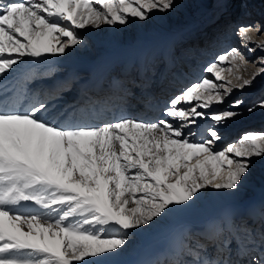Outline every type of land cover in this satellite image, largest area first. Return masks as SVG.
I'll use <instances>...</instances> for the list:
<instances>
[{
	"label": "snow or ice",
	"instance_id": "snow-or-ice-1",
	"mask_svg": "<svg viewBox=\"0 0 264 264\" xmlns=\"http://www.w3.org/2000/svg\"><path fill=\"white\" fill-rule=\"evenodd\" d=\"M176 5L177 0H0V78L21 65L68 55L84 42L77 30L147 22L152 13L166 14ZM249 33L260 28L237 27L245 48L255 44L248 51L264 52V40L254 41ZM248 63L240 49H226L203 69L209 75L173 96L165 118L155 121L121 116L59 124L45 118L57 93L34 96L24 110L20 98L11 104L0 99V264H97L125 246L129 232L187 208L203 191L237 190L252 159H264V132H247L219 147V128L243 115L244 101L214 106L264 75V56L244 78L238 73ZM257 107L264 110V99L247 111ZM198 119L213 123L197 142L184 129ZM29 202L42 211H19ZM225 229H232L227 219L208 231L218 235ZM233 243L248 264H264V250L253 255L257 250L246 242L226 239L220 251L231 252ZM188 255L190 264H232L192 248Z\"/></svg>",
	"mask_w": 264,
	"mask_h": 264
},
{
	"label": "bare ground",
	"instance_id": "bare-ground-1",
	"mask_svg": "<svg viewBox=\"0 0 264 264\" xmlns=\"http://www.w3.org/2000/svg\"><path fill=\"white\" fill-rule=\"evenodd\" d=\"M4 2L6 3L7 0ZM237 8H241L239 20L233 17ZM256 17H264V0H248L246 4H241L236 0H226V2L177 0L173 11L166 14L154 12L147 22L130 19L128 23L130 29L126 25H119L121 28L117 25H105L112 33L105 35L100 31L98 35L96 34L97 29L86 28L91 40L88 48L80 49L78 46L66 56L49 57L45 63L21 65L16 72L0 78V99L7 98L11 104L20 98L23 102L19 104V108L24 110L30 106V101L34 96L45 99L47 93H54L51 89L57 81L60 89L63 83L64 87L69 88L61 95H57L55 100L49 101L50 105H55V107L50 108L45 118L53 119L56 123H83L90 122L93 118V123H101L110 120L104 116L106 113L112 114V119L126 116L144 120L139 115L142 110H147L150 116L153 115L158 120L160 118L155 111L157 108L164 109L167 106L166 93L168 90L175 91L178 81L183 83L186 80L184 77L188 78L190 75L193 78H200L203 74V69L209 61V59L203 60L208 48L212 50L210 55L220 54L231 47L240 48L245 53H249L251 58L248 64L241 66L238 74L244 78H250L256 72V67L252 62L264 56V52L259 49L255 52L248 51V48L255 47V44L250 43L248 48H245L240 36L236 34L238 26L252 25L251 21H254ZM202 26L206 27V35L203 32L200 34L204 37L194 38V33ZM257 26L260 27V33H249V36L254 41L264 40V25L261 26L258 20ZM230 38L231 40L228 41ZM121 52L123 54H120ZM178 65L181 67L174 72L173 69ZM168 66L172 72L168 70ZM64 68L65 70L60 73ZM155 71L157 75L152 76L153 85L146 90L142 80L146 77L151 79L150 75ZM109 73L114 76L113 81L117 80L120 82L119 85H123L124 91L130 85L135 87L137 94L148 93L150 96L146 99L140 95L142 97L140 101L136 96L133 99L135 103L126 98L125 94L118 92H110L109 94L114 95L107 96L106 100L93 97L99 103L105 101L104 108L108 109L106 112L95 115L97 107L93 105V102L85 106L82 101L84 90L89 85L97 86L99 83L97 81L101 80L102 83ZM131 73H134L133 77H129ZM170 73L174 78L170 76ZM169 79L172 80L171 84L166 83ZM261 80H264V75L258 76L251 87L242 91L235 90L229 98L240 93L247 97L253 96L257 86L262 83ZM25 96L27 99H23ZM152 101L153 103L147 106V102ZM126 102L130 106L128 111H125ZM67 104H71V108L61 116L60 111ZM228 104L227 101L223 105L214 107L227 108ZM113 107L114 109H111ZM258 110L257 125L259 128L253 129L255 125L252 126V132H264V110L260 108ZM239 111L245 113L244 109ZM243 116L228 120L224 126L219 128L220 134L228 137L242 124L246 125L248 119ZM207 121L209 125L213 123L210 120ZM222 141L223 139L218 143ZM185 210L188 213L185 214ZM19 211L29 213L42 210L29 202L19 208ZM262 212H264V159L253 158L250 171L237 190L203 191L187 208L174 211L158 219L154 223L158 224L155 230L144 227L129 232L127 244L115 253L102 256L97 260V264H152L153 259L158 264H165V260L168 264H175L177 257H181L190 264L193 258L186 254L188 249L192 246L197 247V245L203 248L210 241L212 246L209 250L203 251L200 248L202 257L223 260L226 259L227 250L220 251V249L226 239L246 242L249 248L257 250L253 255H258L261 250H264ZM245 218H249L248 223H244ZM201 219L206 223H199ZM226 219L232 223L231 230L225 229L218 235L209 233L210 224L222 223ZM243 229H248L251 235ZM202 230L206 232L202 233ZM231 249L229 257L232 259L228 260L232 264H248L245 261L246 258L241 259L236 254L235 243L231 245Z\"/></svg>",
	"mask_w": 264,
	"mask_h": 264
},
{
	"label": "rangeland",
	"instance_id": "rangeland-1",
	"mask_svg": "<svg viewBox=\"0 0 264 264\" xmlns=\"http://www.w3.org/2000/svg\"><path fill=\"white\" fill-rule=\"evenodd\" d=\"M240 11H241V8H237V10L235 9V12H234V14H233V17H234V19H236V20H239V15H240ZM263 19V20H262ZM258 20H260V24H261V26L262 25H264V17H256V19H254V21L252 20L251 22H252V25H255V26H257V21ZM209 22V21H208ZM207 22V23H208ZM118 27H119V25H117ZM127 27H129V29H130V24H127L126 25ZM206 26V25H205ZM119 28H121V27H119ZM260 28V27H259ZM205 29H206V27H204V26H202L200 29H199V31H197V32H195L194 33V38H197V39H201L202 37H204V35L203 36H201V34L200 33H202L203 34V32L205 33ZM98 30V32L96 33V34H98L99 35V32L100 31H102L105 35H109V34H111L112 33V31L109 29V27H105V25H102L101 27H100V29H97ZM78 31V33L82 36V38H83V43L81 44V45H79L80 46V49H86V48H88V46L91 44V40H90V36H89V32H88V30H86V29H83V30H77ZM128 33H130V32H128ZM205 35H206V33H205ZM233 39V38H232ZM231 40V38L230 39H228V41H230ZM234 40V39H233ZM76 49V48H75ZM75 49H73V50H71V51H74ZM238 49H240V48H238ZM241 50V49H240ZM70 51V52H71ZM211 49H207V54L206 55H204V57H203V60H205V59H209V61H208V63H207V65L209 64V63H211L214 59H215V57L218 55V54H213V55H210V53H211ZM242 52H243V54H244V56L246 57V59H247V61H249V59L251 58V57H249V53H245V51L244 50H241ZM120 54H123V52H121ZM250 56H252V55H250ZM181 67V65H178V67L177 68H175V69H173V71L174 72H177L178 70H179V68ZM65 70V68L64 69H62L61 71H60V73H62L63 71ZM132 70H134L135 71V69H132ZM168 70L169 71H171L172 72V69H170V67L168 66ZM133 71V72H134ZM136 72V71H135ZM182 72V71H181ZM157 75V72L155 71V73H152L150 76H151V79H149V78H147L146 77V79H144V80H142V83L144 84V87H145V89L146 90H149L150 89V87L153 85V77H154V75ZM133 75H134V73H131V75L129 76V77H133ZM204 75H206V73L205 72H203V74L200 76V78L202 77V76H204ZM207 75H209V74H207ZM153 76V77H152ZM169 76V75H168ZM170 76H172L173 77V74H171L170 73ZM136 77V76H135ZM113 78H114V76L112 75V73H109V74H107L105 77H104V79L102 80V83H101V80L100 81H97V82H99V83H101V86H99V83L97 84V86H92V85H89L88 86V88H86L85 90H84V98H82V101H83V103L85 104V106H89V104L91 103V102H93V105L95 106V107H97L96 108V111H95V115H99L100 113H103V112H106L108 109H105L104 108V106H105V101L103 102V103H99L96 99H98V100H102V99H104L105 98V100L107 99L106 97L107 96H111V95H114L113 93H111V94H109L110 92H114V93H122V94H125L126 95V98H128V99H131V101L133 102V99H134V97L135 96H137L138 98H139V101H140V99L142 98L141 96L143 95L146 99H147V96L149 97L150 95L148 94V93H144V94H137V92H136V90H135V87L134 86H130V85H128V87H127V89L124 91L123 90V85H119V81H117V80H114L113 81ZM174 78V77H173ZM173 78H171V79H173ZM200 78H193V77H190V75L188 76V78L187 77H184V79H186V80H184V82L183 83H181L182 81H178V83H177V87H176V89H175V91H172V90H168V92L166 93V101L168 102L173 96H175V95H178L179 93H180V91L184 88V87H186L187 85H190V84H192V83H194V82H196L197 80H199ZM139 79V78H138ZM171 79H169L166 83H168V84H171L170 82L172 81ZM180 79V78H179ZM180 80H183V79H180ZM59 81V80H58ZM97 82H95V83H97ZM118 82V83H117ZM261 84H260V86H257L258 88H257V90H255V92L253 93L254 95L253 96H250V97H247V96H245L244 94L242 95V93H240V94H238V95H234V96H232L231 98H229L227 101H228V103H231V102H233V101H235V100H237V99H242L243 101H244V104H243V106L239 109V110H243L244 109V111H245V113L243 114L244 116V118H246V119H248V123L246 124V125H243L242 124V126L239 128V129H237V130H235L234 132L232 131V133L231 134H229V136L227 137L226 135L224 136V135H222V134H220L221 136H222V139H223V141L222 142H220V143H218V146L219 147H223V146H225V145H227V144H230V143H232V142H235V141H237L241 136H242V134H244V133H247V132H252L253 131V129H256V128H259L258 127V122H259V120L257 119L259 116H258V107L257 108H255V110L254 111H252L251 113H249L248 111H247V108L248 107H250V106H253L254 104H256V103H258L261 99H264V80H261ZM56 84L53 86V88L51 89L54 93H57V95H61L63 92H65L66 90L65 89H67V88H69V87H64V83L61 85V88L62 89H60L59 88V86H58V83H57V81L55 82ZM116 83V84H115ZM174 85H175V83H174ZM131 87V88H130ZM149 87V88H148ZM114 88V89H113ZM51 90H49V92L51 91ZM123 90V91H122ZM47 94H50V93H47ZM261 94H262V96H261ZM141 95V96H140ZM131 96H133V97H131ZM93 97H95L96 99H93ZM145 99V100H146ZM152 99H155V97H152ZM259 99V100H258ZM226 101V102H227ZM128 102H126L125 103V105H126V108H125V111H128L129 109H130V106H128V104H127ZM133 103H135V102H133ZM153 103V101L152 102H147V106H150L151 104ZM71 108V104H67L65 107H63L62 108V110L60 111V115L62 116V115H64L69 109ZM151 108V107H150ZM111 109H114V107L113 108H111ZM111 109H109V110H111ZM147 110H142V112L139 114L141 117H143V119L144 120H150V121H154V120H156L155 118H154V116L152 115V116H150V114H148V112H146ZM114 112H116V110H114ZM155 112H157V115H158V117L160 118V119H162V118H165L164 116H163V109H158L157 108V110L155 111ZM94 115V116H95ZM146 115H148L147 117H145ZM104 116H106V117H108L110 120L112 119V114H109V113H106V114H104ZM93 120H94V118L90 121L91 123H93ZM208 122V123H207ZM255 125V128H251L252 126H254ZM209 126V121H207V120H204V119H198L197 120V122L195 123V124H190V126L188 127V128H186V129H184V131L185 132H191V133H194V135H191L189 138L191 139V140H193V141H199V140H201L202 138H204V134H205V130H206V128ZM246 186H248L247 184H245ZM245 208H249L248 206H244ZM185 212V214L186 213H188V211L187 210H185L184 211ZM249 218H245V220H244V223H248V220ZM201 222H204L202 219L200 220V222L199 223H201ZM196 223H197V220H196ZM206 222H204V224H205ZM258 226H259V224H258ZM158 227V224H152V226H151V228L149 227V229H152V230H155L156 228ZM202 233H205L206 231L204 230H202L201 231ZM228 235V234H227ZM223 236H225V235H223ZM262 239H264V236H263V238ZM189 244V243H188ZM209 247H208V246ZM207 245H205L203 248H201V249H203V251H207V250H209V248L212 246V242L210 241L209 243H207ZM206 247V248H205ZM192 249H196V251H199L200 250V248H197V247H195V246H192ZM205 249H207V250H205ZM210 251H212V250H210ZM213 252V251H212ZM202 253V252H201ZM226 253V255H225V258L226 259H229L230 257V252L229 251H226L225 252ZM186 254H188V251L186 252ZM189 257H191V258H193L192 256H190V255H188ZM181 257H177V261L179 260V261H185L184 259H180ZM230 259H232V258H230ZM240 261V260H239ZM245 261L246 262H248V259L246 258L245 259ZM176 262V261H175ZM158 264V262L157 261H155L154 259H153V261H152V264ZM165 264H168L167 263V260H165ZM189 264V263H188Z\"/></svg>",
	"mask_w": 264,
	"mask_h": 264
}]
</instances>
